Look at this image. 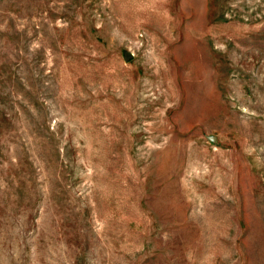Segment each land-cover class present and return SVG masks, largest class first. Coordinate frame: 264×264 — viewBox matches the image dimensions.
I'll return each instance as SVG.
<instances>
[{"label": "rangeland", "instance_id": "rangeland-1", "mask_svg": "<svg viewBox=\"0 0 264 264\" xmlns=\"http://www.w3.org/2000/svg\"><path fill=\"white\" fill-rule=\"evenodd\" d=\"M0 264H264V0H0Z\"/></svg>", "mask_w": 264, "mask_h": 264}, {"label": "water", "instance_id": "water-1", "mask_svg": "<svg viewBox=\"0 0 264 264\" xmlns=\"http://www.w3.org/2000/svg\"><path fill=\"white\" fill-rule=\"evenodd\" d=\"M132 57H133L132 55H128L127 58H126V61H130V60H132ZM214 140H215V139L212 138V141H214Z\"/></svg>", "mask_w": 264, "mask_h": 264}]
</instances>
